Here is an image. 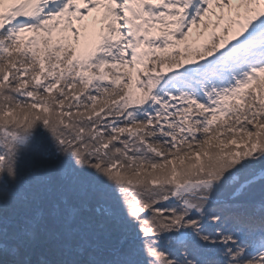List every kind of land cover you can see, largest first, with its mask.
<instances>
[{
  "label": "snow or ice",
  "instance_id": "6c2138e0",
  "mask_svg": "<svg viewBox=\"0 0 264 264\" xmlns=\"http://www.w3.org/2000/svg\"><path fill=\"white\" fill-rule=\"evenodd\" d=\"M0 264H264V0H0Z\"/></svg>",
  "mask_w": 264,
  "mask_h": 264
}]
</instances>
